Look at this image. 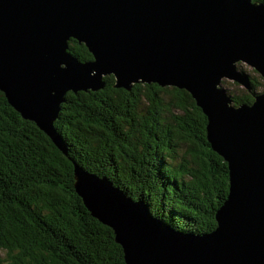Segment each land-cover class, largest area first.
<instances>
[{
    "label": "water",
    "instance_id": "obj_1",
    "mask_svg": "<svg viewBox=\"0 0 264 264\" xmlns=\"http://www.w3.org/2000/svg\"><path fill=\"white\" fill-rule=\"evenodd\" d=\"M83 43L92 59L68 51ZM264 3L254 0H0V91L23 119L67 148L53 121L68 91L138 82L191 94L206 137L227 163L228 193L204 234L176 229L105 176L73 163L90 215L113 231L125 264H264ZM238 66V67H237ZM253 101L235 105L222 79Z\"/></svg>",
    "mask_w": 264,
    "mask_h": 264
},
{
    "label": "trees",
    "instance_id": "obj_2",
    "mask_svg": "<svg viewBox=\"0 0 264 264\" xmlns=\"http://www.w3.org/2000/svg\"><path fill=\"white\" fill-rule=\"evenodd\" d=\"M68 51L92 59L75 39ZM104 81L98 90L65 94L53 125L66 154L0 91V252L7 264H125L113 231L76 193L73 163L107 177L176 229L215 228L227 163L207 141L206 116L191 94L153 82L114 87L113 75ZM259 85L253 81V89ZM231 98L253 101L248 91Z\"/></svg>",
    "mask_w": 264,
    "mask_h": 264
},
{
    "label": "rangeland",
    "instance_id": "obj_3",
    "mask_svg": "<svg viewBox=\"0 0 264 264\" xmlns=\"http://www.w3.org/2000/svg\"><path fill=\"white\" fill-rule=\"evenodd\" d=\"M239 66V67H238ZM238 68L246 71L251 80H255L258 83H261V85L257 86L256 88L253 89V81H252V89L255 92H262L264 91V77H262L257 71H254L252 68L247 66L246 64L238 63ZM253 78V79H252ZM221 86L227 89L228 94L230 96L233 95H240L244 92H247V88H245L243 85L240 83L236 82L233 79H222L221 81ZM5 254L4 252H0V264H7L6 261L4 260Z\"/></svg>",
    "mask_w": 264,
    "mask_h": 264
},
{
    "label": "flooded vegetation",
    "instance_id": "obj_4",
    "mask_svg": "<svg viewBox=\"0 0 264 264\" xmlns=\"http://www.w3.org/2000/svg\"><path fill=\"white\" fill-rule=\"evenodd\" d=\"M260 2H263V1H260ZM264 3V2H263Z\"/></svg>",
    "mask_w": 264,
    "mask_h": 264
},
{
    "label": "bare ground",
    "instance_id": "obj_5",
    "mask_svg": "<svg viewBox=\"0 0 264 264\" xmlns=\"http://www.w3.org/2000/svg\"><path fill=\"white\" fill-rule=\"evenodd\" d=\"M243 64V63H242ZM247 65V64H246ZM248 66V65H247Z\"/></svg>",
    "mask_w": 264,
    "mask_h": 264
}]
</instances>
